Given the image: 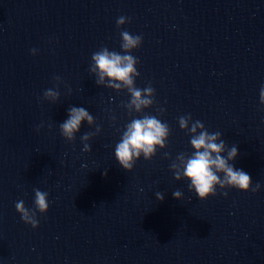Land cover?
<instances>
[{
	"label": "water",
	"instance_id": "water-1",
	"mask_svg": "<svg viewBox=\"0 0 264 264\" xmlns=\"http://www.w3.org/2000/svg\"><path fill=\"white\" fill-rule=\"evenodd\" d=\"M120 16L130 22L118 28ZM125 30L143 37L131 53L135 85L150 83L156 101L132 115L128 92L89 71L100 48L123 54ZM56 76L59 100H44ZM262 85L264 0H0V264H264ZM72 106L95 124L82 122L69 142L59 124ZM143 114L169 125L167 147L128 172L115 146ZM187 114L238 147L234 166L258 192L217 188L200 200L174 179L171 160L194 151L178 123ZM34 189L49 201L35 229L15 209L20 200L34 208Z\"/></svg>",
	"mask_w": 264,
	"mask_h": 264
},
{
	"label": "clouds",
	"instance_id": "clouds-1",
	"mask_svg": "<svg viewBox=\"0 0 264 264\" xmlns=\"http://www.w3.org/2000/svg\"><path fill=\"white\" fill-rule=\"evenodd\" d=\"M126 22H130V18L120 16L116 20V25L120 28ZM120 36V48L123 54L102 47L92 54L89 71L97 77L95 80L97 85H103L116 92L124 90L128 92L130 100L122 106L127 109L129 115H132L133 112L144 113L145 109L151 108L156 103L155 89L150 83L143 89L136 87L135 80L140 75L136 66L140 61L131 54L133 50L142 45L143 37L142 35L130 34L126 30L121 31ZM30 51L33 55L37 53L35 48ZM54 80L56 87L44 91V100L51 102L59 100L58 89L61 79L56 76ZM259 101L261 105H264V85L260 88ZM157 111L162 114L164 109L158 108ZM85 121L89 126L95 124L94 117L84 107H70L68 118L59 124L61 136L69 142L74 141L82 122ZM178 123L180 129L190 136V145L194 151L191 154L179 153L175 159L171 160L169 167L176 181H189V192H194L200 200H206L210 196L217 195V188L221 190L220 194L225 197L228 195L226 189H236L241 192L251 191L253 193L261 189L260 182H256L253 186L251 176L234 166L233 162L238 156V147L236 145L228 147L226 142L221 139L222 134L220 132L209 133L201 121L192 122L191 114L180 116ZM40 127H37V132H39ZM100 130L97 125L95 133L85 132L81 136L82 151H91L88 141ZM170 131L169 125L155 115L143 114L142 118L134 117L125 125L120 141L115 146V159L124 170L131 172L141 156L145 160H151L158 149L167 147ZM164 156L170 159L167 152L164 153ZM33 191L34 208H27L24 201L20 200L16 202L15 209L20 214L22 221L35 229L39 226L37 212L40 214L47 213L49 201L47 192L39 189ZM155 195L157 200H164L163 193L157 192ZM173 197L181 200L184 198V194L177 189L173 192Z\"/></svg>",
	"mask_w": 264,
	"mask_h": 264
}]
</instances>
